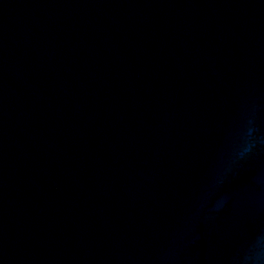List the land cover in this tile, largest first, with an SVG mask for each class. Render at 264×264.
Instances as JSON below:
<instances>
[{"label":"water","instance_id":"1","mask_svg":"<svg viewBox=\"0 0 264 264\" xmlns=\"http://www.w3.org/2000/svg\"><path fill=\"white\" fill-rule=\"evenodd\" d=\"M0 264H264V0H0Z\"/></svg>","mask_w":264,"mask_h":264}]
</instances>
